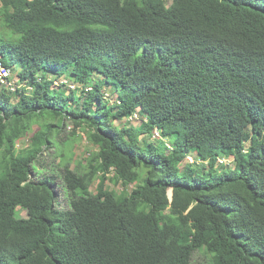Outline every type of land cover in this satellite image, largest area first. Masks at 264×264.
<instances>
[{"label": "trees", "instance_id": "1", "mask_svg": "<svg viewBox=\"0 0 264 264\" xmlns=\"http://www.w3.org/2000/svg\"><path fill=\"white\" fill-rule=\"evenodd\" d=\"M0 1V264H264V0ZM67 120L91 171L42 174Z\"/></svg>", "mask_w": 264, "mask_h": 264}, {"label": "rangeland", "instance_id": "2", "mask_svg": "<svg viewBox=\"0 0 264 264\" xmlns=\"http://www.w3.org/2000/svg\"><path fill=\"white\" fill-rule=\"evenodd\" d=\"M172 4L170 1L169 6ZM0 1V7H1ZM18 71L12 70V74L10 75L11 82L8 83L9 86L15 88V86L20 85ZM53 79V76H50ZM7 82V81H6ZM63 83L66 84V87H63L62 90H65L66 93H70L71 91L76 92V94L80 97L84 96V90L90 85H85L80 82L74 81L72 78L63 77L61 79L55 80V85H62ZM91 84H95V82H91ZM57 88V87H55ZM91 88V87H90ZM105 96L110 98L111 92L110 90H104ZM134 117V115L132 116ZM140 118V117H139ZM139 118H125L122 121H114L116 125L119 127H123L124 125L127 126H134L139 127L142 121ZM88 135L84 132L83 129H76L69 120L64 122V126L62 127V131L59 135H56L54 138L55 145L50 150L44 153V156L39 164L36 165L39 172L42 174L54 173L56 172L60 175L59 166H61L67 159L69 160V164H71V168L83 172L88 173L91 171V167L89 166L90 161L95 162V157L93 158V154L96 151V148L92 145V143L87 139ZM142 139H148L147 136H143ZM143 140V141H144ZM17 149L20 153H24L27 149H29V138L22 139L17 146ZM93 153V154H92ZM63 155H66V159ZM92 155V156H91ZM93 158V159H92ZM193 158H191V161ZM222 162L228 166V168H234L236 163L233 157L224 159ZM104 181L106 189L115 191L118 195H121L125 191H130L132 187L128 189L125 188L123 181L119 178V176L112 171L107 177H103L101 173L96 176V179L90 185V191L92 193H97V189L99 184ZM61 185V184H60ZM56 191H59V202L61 208H67L69 206V200L67 194L60 190L59 187L56 188ZM170 198H172V192H169ZM21 216L23 218H28L27 212L23 210H19ZM209 261V262H217V257L215 254H211L205 250H201L196 252L194 256V263L201 262V261Z\"/></svg>", "mask_w": 264, "mask_h": 264}, {"label": "built area", "instance_id": "3", "mask_svg": "<svg viewBox=\"0 0 264 264\" xmlns=\"http://www.w3.org/2000/svg\"><path fill=\"white\" fill-rule=\"evenodd\" d=\"M11 74H12V70L5 67L3 63L0 61V78L2 79V82L8 85V83L11 82V79H10ZM8 79H10V81ZM134 117L138 118V115L135 114ZM134 117H131V119Z\"/></svg>", "mask_w": 264, "mask_h": 264}, {"label": "water", "instance_id": "4", "mask_svg": "<svg viewBox=\"0 0 264 264\" xmlns=\"http://www.w3.org/2000/svg\"><path fill=\"white\" fill-rule=\"evenodd\" d=\"M171 200H172V198H171Z\"/></svg>", "mask_w": 264, "mask_h": 264}]
</instances>
